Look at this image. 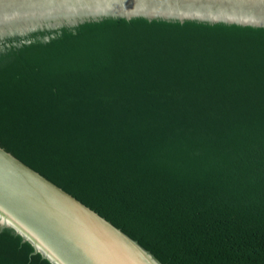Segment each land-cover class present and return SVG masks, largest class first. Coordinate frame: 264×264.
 <instances>
[{"label": "water", "instance_id": "95a60500", "mask_svg": "<svg viewBox=\"0 0 264 264\" xmlns=\"http://www.w3.org/2000/svg\"><path fill=\"white\" fill-rule=\"evenodd\" d=\"M264 87V0H0V264H165L89 195L99 146Z\"/></svg>", "mask_w": 264, "mask_h": 264}, {"label": "trees", "instance_id": "16d2710c", "mask_svg": "<svg viewBox=\"0 0 264 264\" xmlns=\"http://www.w3.org/2000/svg\"><path fill=\"white\" fill-rule=\"evenodd\" d=\"M89 195L165 264H264V87L186 102L99 146Z\"/></svg>", "mask_w": 264, "mask_h": 264}]
</instances>
